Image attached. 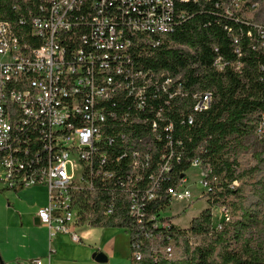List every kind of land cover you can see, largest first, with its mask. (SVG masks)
Returning <instances> with one entry per match:
<instances>
[{"label": "built area", "instance_id": "obj_1", "mask_svg": "<svg viewBox=\"0 0 264 264\" xmlns=\"http://www.w3.org/2000/svg\"><path fill=\"white\" fill-rule=\"evenodd\" d=\"M22 2L25 7L15 24L0 22L3 190L47 187L48 203L37 218L51 240L67 236L82 244L81 230L104 224L123 209L133 226L144 228L151 222L153 230L167 231L176 224L167 213L174 203L191 204L196 198L188 185L191 168L201 170L206 189L197 200L211 188L204 182L203 163L195 160L181 175L179 187L168 191L169 207L158 216L146 214L147 204L161 199L155 187L171 171V161L180 158L168 151L181 143L172 141L173 125L167 124L164 110L171 100L191 95L194 112L207 111L213 94L185 92L180 80L168 72L142 69L137 60L162 46L196 7L208 3L219 20L229 22L225 29L233 35L239 56L243 38L264 53V0ZM234 26L241 28L242 37L234 35ZM215 65L220 71L226 66L221 57ZM257 138L264 143V118ZM157 144L166 149L156 171L148 173ZM222 213L230 221L226 208ZM124 231L130 235L131 230ZM144 233L148 240L161 239ZM136 242L132 257L140 261L141 239ZM190 244L195 245L194 239ZM164 253L174 257L172 243Z\"/></svg>", "mask_w": 264, "mask_h": 264}, {"label": "trees", "instance_id": "obj_2", "mask_svg": "<svg viewBox=\"0 0 264 264\" xmlns=\"http://www.w3.org/2000/svg\"><path fill=\"white\" fill-rule=\"evenodd\" d=\"M24 7L22 0H0V22L15 24ZM213 8L211 3L196 7L193 17L167 37L162 46L137 60L142 69L168 72L174 80L182 82L185 92L213 94L207 111L194 112L191 95L171 100L169 108L164 110L167 124L173 125L172 141L181 143L173 144L168 151L180 158L171 161V171L155 187L161 199L148 203L146 214L158 216L169 207L168 191L179 187L181 175L195 160L203 163L207 175L204 182L211 190L200 199H208L210 208L192 221L189 230L176 224L167 231L153 230L151 222L144 228L133 226L124 209L104 224H95L93 228L131 230V264H264V176L256 182V199L250 206L233 208V199L241 197L246 179L263 172L264 143L257 138V132L264 118V53L253 50L243 38L239 56L233 35L225 29L229 22L219 20ZM233 30L234 35L242 37L240 27L234 26ZM218 57L226 64L222 71L215 65ZM254 146L261 147L259 152H254L256 165L242 168V156ZM165 149L164 144L154 146V160L148 173L156 171ZM215 206L226 208L231 217L228 222H219L218 228L213 226L211 208ZM233 210H239L236 220ZM144 232L160 235L161 239L148 240ZM191 238L195 245L190 244ZM137 239H141L140 261L132 257ZM171 243L175 250L173 258L164 253Z\"/></svg>", "mask_w": 264, "mask_h": 264}, {"label": "rangeland", "instance_id": "obj_3", "mask_svg": "<svg viewBox=\"0 0 264 264\" xmlns=\"http://www.w3.org/2000/svg\"><path fill=\"white\" fill-rule=\"evenodd\" d=\"M261 147L254 146L253 149L249 151L248 154L242 156L241 166L242 168H250L256 165V160L254 157V152H259ZM201 170L198 168H191L188 174V185L195 195L194 202L179 204L174 203V206L168 210L169 216H175V222L184 230H189L191 228L192 221L201 215L202 211L210 208L208 204V199L197 200L201 196V192L205 187H203L199 177ZM264 176V167L262 173H255L250 175L244 185L242 186V194L240 198L233 199L235 203L234 209L242 207H248L256 199L255 185L258 180ZM3 184L0 182V243L2 240L8 241L12 238L15 242L19 240L21 235L18 230L21 226L28 224L29 218L28 214H34L37 208L45 206L48 198V189L44 186H37L27 189H22L18 193L11 190L2 191ZM206 190V189H204ZM200 194V195H199ZM212 209L213 212V226L218 228L220 223L223 222L224 214L222 209L215 206ZM234 211V220L239 216V210ZM90 230V229H89ZM88 229L81 230L79 235L84 240V233ZM120 238L126 242V246H129V251L131 252L130 245V235L123 229H116ZM195 241V240H194ZM177 252V249H176ZM177 254V253H176Z\"/></svg>", "mask_w": 264, "mask_h": 264}, {"label": "crops", "instance_id": "obj_4", "mask_svg": "<svg viewBox=\"0 0 264 264\" xmlns=\"http://www.w3.org/2000/svg\"><path fill=\"white\" fill-rule=\"evenodd\" d=\"M39 208L28 214V224L19 228L18 241H1L0 255L5 264H36L37 260L44 264H102L93 259L98 251L107 256L108 262L104 264H131L129 246L120 238L117 228H90L84 233L82 244L73 243L67 236L51 240L48 228L37 218Z\"/></svg>", "mask_w": 264, "mask_h": 264}, {"label": "water", "instance_id": "obj_5", "mask_svg": "<svg viewBox=\"0 0 264 264\" xmlns=\"http://www.w3.org/2000/svg\"><path fill=\"white\" fill-rule=\"evenodd\" d=\"M93 259H94L96 262H98V263H102V264L108 262L107 256H105L104 253L99 252V251H98V252H95V253L93 254ZM0 264H5L4 261H3V259L1 258V256H0Z\"/></svg>", "mask_w": 264, "mask_h": 264}]
</instances>
